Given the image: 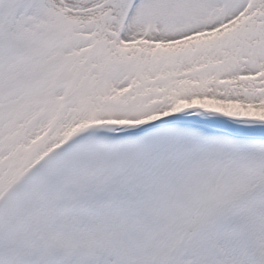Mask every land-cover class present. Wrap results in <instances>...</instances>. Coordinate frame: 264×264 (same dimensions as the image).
<instances>
[{"label": "snow or ice", "instance_id": "obj_1", "mask_svg": "<svg viewBox=\"0 0 264 264\" xmlns=\"http://www.w3.org/2000/svg\"><path fill=\"white\" fill-rule=\"evenodd\" d=\"M0 264H264V0H0Z\"/></svg>", "mask_w": 264, "mask_h": 264}]
</instances>
